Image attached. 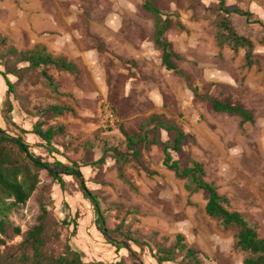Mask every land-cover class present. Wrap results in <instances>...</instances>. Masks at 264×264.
<instances>
[{"label": "rangeland", "instance_id": "1", "mask_svg": "<svg viewBox=\"0 0 264 264\" xmlns=\"http://www.w3.org/2000/svg\"><path fill=\"white\" fill-rule=\"evenodd\" d=\"M226 1L229 8L251 10L264 21V0ZM154 2L170 19L166 38L183 57L177 65L188 78L163 64L161 49L154 43L156 19L144 8V0H0V36L7 39L2 49H32L38 44L77 67L75 72L48 67L60 91L49 85L41 69L22 72L14 79L12 113L0 75V128L24 135L33 152L53 162L22 129L31 130L39 119L45 127L63 124L64 133L56 137L58 157L80 165L85 188L98 197L109 232L106 236L98 227L80 179L65 176L63 190L47 170H41L37 190L26 205L10 214L12 224L6 244L0 246V264H30L24 255L31 260L33 250L23 246L24 233L38 222L43 202L49 209L46 257H71V244L88 264H103L115 260L108 239L122 242V233L140 238L156 233L155 240H167V245L181 233L199 251L201 264H243L248 253L236 246V228H225L209 216L207 194L194 191L190 179L164 166L162 145L142 142L136 147L141 151L139 159L131 155L126 134L136 140L145 133L150 139L173 140L174 133L159 122L164 127L175 123L186 133L183 150L172 152L174 159L183 167L190 159L201 162L206 179L229 199L230 208L254 220L264 238V28L235 13L231 16L236 31L255 44L256 63L248 66L245 50L235 51L222 39L217 0ZM207 97L240 104L254 121L242 124L240 115L214 111ZM54 104H67L74 111L39 113ZM106 104L118 119L108 129L101 124ZM111 147L125 152L127 159L116 156ZM106 149L104 163H96ZM159 169L160 178L152 173ZM63 219H71L72 226L63 225ZM74 220L76 234L71 237ZM15 227H20V234L14 233ZM218 233L226 239L214 244L213 238L221 237ZM123 254L124 264H158L146 249Z\"/></svg>", "mask_w": 264, "mask_h": 264}, {"label": "trees", "instance_id": "2", "mask_svg": "<svg viewBox=\"0 0 264 264\" xmlns=\"http://www.w3.org/2000/svg\"><path fill=\"white\" fill-rule=\"evenodd\" d=\"M217 9L222 15L220 28L223 30L222 39L228 41L235 51L240 48L245 50V58L248 66L256 63L255 44L251 38L242 35L236 31L231 22V16L235 13L245 17L248 22L259 24L264 28V21L254 18V14L250 10L240 8H229L226 0H217ZM144 8L153 13L156 19V33L154 43L161 49L162 62L168 70H173L182 77H187L184 71L178 68L177 62L183 57L175 52L172 44L166 38V31L169 28V17L162 15L161 9L155 4L154 0H144ZM7 39L0 36V45L4 44ZM55 66L63 71L75 72L77 67L75 63L67 60L65 57L56 56L47 51L46 47L36 45L32 49L18 50L13 46H7L5 49L0 47V75L3 76L7 90L6 102L8 112H14L13 97L16 92V80L22 72L31 69H41L42 76L47 80L49 85L53 86L56 91H60V85L56 79L49 74L48 67ZM208 98V97H207ZM214 111L228 114H237L242 117V124L247 121H254L252 113L240 104H232L220 99L208 98ZM66 111H74L67 104H54L39 111L40 114H64ZM40 118V115H36ZM163 125V123H161ZM168 132L174 133L171 141L163 142L159 137L149 138L147 133L139 136L136 140L134 135L126 134L127 147L131 151V155L136 159L141 156V151L136 148L140 143L145 142L146 145H162L164 152L163 164L168 169L174 170L180 178L190 179L195 185L194 191L203 190L207 194L206 212L209 216L217 219L225 228H236V246L243 252L248 253L243 264H264V238L259 236L257 223L249 219L238 210L230 208V201L222 195L214 182L206 179L207 171L205 166L197 161L190 159V164L182 166L180 160L174 159L172 152L180 153L183 150V143L186 139L184 130L175 123L162 126ZM63 124L49 125L45 127L43 120H37L31 130L22 129V132L31 134L35 138V144L42 147L54 159L53 162L47 161L41 154H37L31 150L33 144L25 139L24 135H11L0 128V246L6 244V238L9 237V228L11 227L10 214L18 208L26 205L32 194L37 190L40 183L39 171L47 170L53 178V183L60 185L64 190L65 176L76 177L80 179V189L91 203L92 209L96 213L98 227L104 235H108L105 228V216L101 209L98 197L88 188L86 189L83 173L80 165L75 161L65 162L58 157L60 149L57 148V135L64 133ZM16 147V150L13 148ZM116 156L122 160H126L125 152L119 151L117 148H110ZM18 152V153H17ZM109 150H105L102 157L96 163H104ZM49 216L48 205L43 202L40 205V214L38 222L34 224L26 233H24L23 246L33 250V258L30 260L24 255L30 264H88L82 256L73 249L69 244L71 257L67 255H59L55 258L46 257L44 254V246L47 242V218ZM72 229L71 237L76 232L77 222ZM63 225L72 226L71 219H63ZM15 234H20V227H15ZM132 232L122 233L125 240L108 239V243L115 248V257L111 262H101L103 264H124V254L130 252L137 254L139 251L149 252L158 264H201L199 251L189 246L185 241V236L181 233L176 235L173 243L167 245L164 242L155 240L154 234L145 235L143 238L131 236ZM136 247V248H135ZM138 248V249H137ZM130 254L129 256H133ZM180 258V261L177 259ZM97 264V262L93 263ZM138 264V263H134Z\"/></svg>", "mask_w": 264, "mask_h": 264}, {"label": "built area", "instance_id": "3", "mask_svg": "<svg viewBox=\"0 0 264 264\" xmlns=\"http://www.w3.org/2000/svg\"><path fill=\"white\" fill-rule=\"evenodd\" d=\"M116 123H117V117L114 109L109 104H106L102 108V119H101L102 126L108 129L110 127H114Z\"/></svg>", "mask_w": 264, "mask_h": 264}, {"label": "crops", "instance_id": "4", "mask_svg": "<svg viewBox=\"0 0 264 264\" xmlns=\"http://www.w3.org/2000/svg\"><path fill=\"white\" fill-rule=\"evenodd\" d=\"M251 11V10H250ZM252 12V11H251ZM253 14H254V12H252ZM254 18H257V17H255V14H254ZM259 19H261V18H259ZM116 114V113H115ZM117 117V116H116ZM156 118H159V116H156ZM118 120V119H117ZM159 121V120H158ZM160 123V126H161V128H163L162 126L163 125H161V123H163V122H159ZM152 173H154L155 175H157V177H159L160 178V175H162L163 174V171L162 170H160L159 169V171H153ZM205 207H206V205H205ZM206 209V208H205ZM181 227H183V226H181ZM184 228V227H183ZM188 229V228H187ZM209 233V232H208ZM218 234H220L219 236H221V237H217V236H215L214 238H213V241H214V244H215V242L217 241V240H222V241H224V239H226L225 238V235L224 234H222V233H218ZM193 237V236H192ZM191 237V238H192ZM192 242H194V239L192 238V239H190ZM212 249L214 250V247H212Z\"/></svg>", "mask_w": 264, "mask_h": 264}]
</instances>
